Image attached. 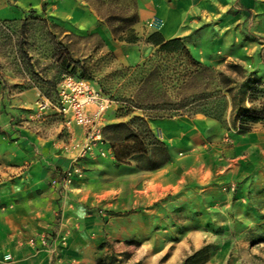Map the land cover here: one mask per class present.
<instances>
[{"label": "rangeland", "instance_id": "1", "mask_svg": "<svg viewBox=\"0 0 264 264\" xmlns=\"http://www.w3.org/2000/svg\"><path fill=\"white\" fill-rule=\"evenodd\" d=\"M183 37L199 64H194L185 52H161L158 49L137 64H124L112 51L102 48L97 37L78 32L63 34L52 22L40 19L30 18L25 26L21 20H0V77L3 72L22 80L12 85L4 80V86L14 87L17 91L35 86L41 91L37 108L32 109L34 112H26L27 109L22 107L16 113L7 112L12 129L0 131V137L10 143L27 137L17 133L20 129L15 127L26 125L44 138L63 141L64 148L69 150V164L52 176L50 185L60 191L61 196L68 195L76 184L82 186L91 198L84 203L85 211L92 213L90 211L94 210L101 221L99 231L104 235L95 244V249L87 253L84 264H264V165L225 184L214 180L211 186L210 180L194 183L191 179L200 174L198 166L202 160L197 154L216 151L212 144L219 153L235 155L239 151L236 136L246 133L238 130V120L236 124L232 123L231 98L225 91L223 79L228 77L239 82L253 71L259 79L255 88L264 91V0H258L250 8L237 2L227 16L208 19ZM212 41L216 42L215 47ZM191 43H194L193 47L189 46ZM65 46L74 58L89 65L91 81L114 100L106 111L105 124L114 122L112 118L128 121L133 116H145L154 138L163 140L160 132L150 124V118L156 114L170 118L168 116L190 112L191 116L203 114L220 121L223 131L218 133L217 140L207 137L193 147L181 146L175 151V167L172 164L174 153L168 146L171 160L158 175L146 174L141 168L146 160L139 153L131 161L118 163L108 142L110 153L106 155L101 154L100 145L84 150L85 129L58 109L59 82L66 75L81 72L79 68L72 71V67H68ZM230 64H238L246 72L235 71ZM155 66L159 71L153 75V82L143 86V80ZM46 80H50L49 83ZM215 90L224 92V97H215L201 106L189 104L182 110L175 108L182 99L191 102L196 94ZM249 90L246 96H252V99H246L245 104L261 107L264 92L250 94ZM141 98H153L161 103L146 102L140 106L136 100ZM39 100H45L46 104L39 106ZM210 104L216 109L212 115L202 111ZM134 124L141 139H146L141 121ZM154 141L150 140L149 154L154 159H161L163 153ZM24 147L36 150L35 143L32 147ZM68 171L72 172L73 179L64 188L61 180ZM162 175L169 178V182L166 181L148 203L141 202V193L137 189ZM178 177L180 180L176 182ZM114 188L126 192L121 193L125 202L136 198L137 204L114 207L110 193ZM61 213V209L57 210L56 216L61 217ZM144 213L147 214L146 226L140 224ZM110 219L117 220L118 228L131 222L138 232L128 236L108 235L104 224ZM51 235L46 233L43 239L48 242ZM66 239L62 236L59 242L63 244ZM52 248L56 255L54 259L59 261L57 243Z\"/></svg>", "mask_w": 264, "mask_h": 264}, {"label": "crops", "instance_id": "2", "mask_svg": "<svg viewBox=\"0 0 264 264\" xmlns=\"http://www.w3.org/2000/svg\"><path fill=\"white\" fill-rule=\"evenodd\" d=\"M257 1L0 0V20L45 18L47 22L62 29L63 34L78 32L97 37L101 42L100 46L112 51L120 62L137 64L150 57L158 48L151 42H146L145 38L150 33L158 30L167 39L185 36L208 19L227 16L229 9L237 6V2L244 8H250ZM132 14L137 16L131 26L139 39L128 42L116 38L112 27L117 21H110L108 17ZM154 19H157V24L153 23ZM214 42L212 41L213 47ZM191 45L193 47L194 43L189 44ZM2 74L0 131H6L12 129L7 112L16 113L21 107L26 108V112H34L41 91L35 86L22 91L6 87L4 80L11 85L21 83L22 80L10 74ZM121 120L111 119L114 122ZM150 124L160 132L162 139L173 151V167L177 165L175 151L181 146L193 147L199 140L207 137L217 140L218 133L223 131L220 121L203 114L150 118ZM15 127L21 131L18 130L17 133L26 134L27 137L17 138L11 143L0 137V264H84L83 259L87 257V253L95 249V244L104 235L99 231L102 228L101 221L94 210L90 211L92 213L85 211L84 203L91 198L82 186L76 184L68 195L61 196L60 191L50 185L52 176H56L69 164V150L64 148L63 141L44 138L26 125ZM235 141L239 150L235 155L219 153L218 148L212 144L216 151L197 154V157L201 156L202 162L198 166L200 174L191 177L193 182L200 183L202 179H207L211 186L214 180L225 184L264 165V121L255 123L252 130L246 133L237 134ZM32 143H35L37 151L24 147H32ZM164 166L165 164L155 169H145L146 174L158 175L162 173ZM167 179L169 180L162 175V178L158 177L151 184L137 189L141 193L140 201L148 203L150 198L152 200ZM179 180L178 177L176 182ZM122 191L120 188L110 191L113 206H135L138 200L130 198L125 202L121 198ZM59 209L62 210L61 217L56 216ZM144 214V220L141 219L140 222L142 226L148 223L145 219L147 214ZM116 222V219H110L104 224L108 235L128 236L138 232L136 227L131 226V222L119 228ZM46 233L52 234L48 242L43 239ZM61 236L67 238L63 244L59 242ZM54 243H57L59 249V261L54 259Z\"/></svg>", "mask_w": 264, "mask_h": 264}, {"label": "trees", "instance_id": "3", "mask_svg": "<svg viewBox=\"0 0 264 264\" xmlns=\"http://www.w3.org/2000/svg\"><path fill=\"white\" fill-rule=\"evenodd\" d=\"M29 17H25L22 20V26H25L26 22L29 20ZM34 20H41L44 22H47L45 18H38V17H32ZM108 19L111 21H117L116 25H114L113 31L116 35V38L126 40L128 42H135L139 39V36L135 32L134 28L131 26L136 20L137 16L136 14H132L130 16H121V15H112L109 16ZM72 34V33H70ZM146 42L152 43L155 46H158V50L161 52H185L186 55L191 59L194 64H199V61L196 60L192 54L189 51V48L186 44L185 38L183 36H177L173 38H165L164 35L156 30L152 33H150L146 38ZM64 51L66 53V60L68 67H72V71H76L77 68L80 69V74L72 73L74 76L78 78H85L89 79V65L82 61L80 58H74L71 50L65 46ZM230 67H232L235 71H244L246 72L242 67H240L238 64H230ZM159 71V67L155 66L145 77L143 80V86L147 85L148 83L153 82V75L155 72ZM225 77V76H224ZM50 80H46V82L49 83ZM259 79L257 78V75L253 71H249L246 76H244L243 80L237 82L236 80H232L231 78L225 77L223 79V85L226 86V92L230 94L231 98V105H232V112H231V118L232 123L236 124L237 120L239 121L238 130L240 132H247L252 130L253 125L258 122L264 121V101H262L261 107H252L247 106L245 104V100H251L252 96H246V93L249 90L250 94H253L257 91H262L261 89L255 88V84L257 85ZM234 83V84H232ZM141 85V87H143ZM140 87V88H141ZM225 93L220 91H214V92H208L207 94L199 93L193 96L191 102H186L183 99L175 106L176 110H182L183 108L188 107L189 104H191V107H196L198 105L201 106L202 103L206 102L208 103V100H212L215 97H224ZM211 98V99H210ZM142 99V100H141ZM137 99L136 102L139 103V105H145L146 102H155V103H161V100H155L153 98H150L149 100H146L145 98ZM213 101V100H212ZM162 103L165 104V101ZM200 111V110H197ZM206 114L212 115L215 109L214 104H210V107L206 110H202ZM178 114V113H177ZM189 116H191V113H188ZM165 117L163 114L161 115H154L153 118H162ZM172 117V116H168ZM137 120L141 121L143 124V132H145L146 139H141L139 130L135 127V124ZM154 133L152 132L149 122L147 121V117L145 116H133L128 121H119V122H111L108 124H105L103 127V139L104 141L109 143V147L112 149V152L114 154V157L118 163L121 162H128L129 160L135 158L134 155L136 154H142L145 157L146 164L141 166L143 169H155L158 168L164 164H166L168 161L171 160V155L168 150V145L165 144L163 140H158L157 138H154ZM154 139L158 145H159V151L163 153V156L161 159H154L149 154V144L151 145L150 140ZM145 140H148L146 142ZM128 143V144H127ZM184 264V263H182Z\"/></svg>", "mask_w": 264, "mask_h": 264}, {"label": "built area", "instance_id": "4", "mask_svg": "<svg viewBox=\"0 0 264 264\" xmlns=\"http://www.w3.org/2000/svg\"><path fill=\"white\" fill-rule=\"evenodd\" d=\"M153 23H158L157 19ZM58 109L69 114L71 119L85 129L86 143L83 149H92L95 145L102 147L101 154L109 153L108 145L103 139L105 114L114 100L89 79L66 75L57 87ZM45 100H39V106L45 105ZM73 179L71 171L64 174L62 186L67 188ZM62 237V236H61ZM65 239V236H63Z\"/></svg>", "mask_w": 264, "mask_h": 264}]
</instances>
